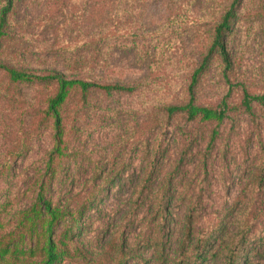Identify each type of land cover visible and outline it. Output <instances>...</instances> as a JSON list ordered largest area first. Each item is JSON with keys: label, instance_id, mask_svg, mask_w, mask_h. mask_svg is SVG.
I'll use <instances>...</instances> for the list:
<instances>
[{"label": "rangeland", "instance_id": "374dc122", "mask_svg": "<svg viewBox=\"0 0 264 264\" xmlns=\"http://www.w3.org/2000/svg\"><path fill=\"white\" fill-rule=\"evenodd\" d=\"M229 1L13 0L10 30L14 32L16 49L25 54L11 63L37 72L55 70L69 75L74 57L86 54V62H92L94 79L139 87L132 93L111 95L95 90L84 102L72 98L67 105L69 123L65 135L68 149L76 154L71 163L78 168L73 186L61 194L69 197L83 192L89 181L96 186L105 182L83 222L88 226L80 238L85 244L106 242L109 231L131 210V187L144 177L146 169L141 145L148 141L152 144L159 139L162 147H169L161 159L178 162L179 167L172 170L165 163L163 174L170 173L184 181V193L201 200L200 231L238 195L256 145H264V111L257 110L253 117L244 112L239 107V87L227 95L218 59L213 58L205 67L196 103L215 105L225 98L232 107L228 116L220 123L177 118L168 125H155L159 105L184 102L180 85L204 55L216 20ZM239 17L228 43L239 64L236 83H244L251 93H260L264 91V0H244ZM83 44L99 49L103 57L92 60V51ZM0 89H4L2 82ZM46 90L20 86L13 101L0 97V163L7 145H20L27 139L26 145H30L24 155L6 160L8 172L0 177V190H6L0 196L5 210H0V231L13 229V214L31 199L27 183L39 174L52 147L49 126L34 131L26 128L31 107ZM68 154L72 158L70 151ZM110 167L119 171L109 172ZM94 171L98 176L93 180ZM152 178L153 175L154 181ZM160 179L162 174L155 181ZM180 211L173 206L171 214ZM124 230L126 247L130 243L137 246L133 243L137 229ZM135 252L143 258L150 256L141 247ZM132 261L126 264H134ZM210 263V259L203 262Z\"/></svg>", "mask_w": 264, "mask_h": 264}, {"label": "trees", "instance_id": "16d2710c", "mask_svg": "<svg viewBox=\"0 0 264 264\" xmlns=\"http://www.w3.org/2000/svg\"><path fill=\"white\" fill-rule=\"evenodd\" d=\"M243 2L230 0L221 11L204 55L180 85L184 102L159 105L155 125H168L177 118L186 122L220 123L228 116L232 107L225 98L215 105L196 103L199 80L213 58L221 65L228 86L227 95L239 87V107L244 112L253 117L257 110L264 111V91L251 93L244 83H236L239 64L228 46ZM0 3V82L4 84L0 97L11 102L18 96L20 86L46 88L43 98L31 107L26 128L34 131L40 126H49L52 142L46 163L27 183L26 187L31 191L29 203L13 214L15 222L11 231H0V264H126L129 259L134 264H203L209 259L210 264H264V145L261 143L256 145L253 160L239 183L238 195L200 231L201 200L184 193L187 189L184 181L175 179L170 173L163 174L165 163L172 170L179 167L178 162L161 159L162 155L168 154L169 147H162L159 139L152 144L148 141L141 145L146 169L144 177L131 187L128 199L131 210L109 231L106 242L94 246L90 241L85 244L80 240L82 231L88 227L83 225L88 217L87 211L102 194L105 182L96 186L89 181V187L86 186L83 192L69 197L61 194L62 190L73 186V176L78 168L75 162L71 163L76 154L68 149L65 135L69 123L67 105L72 98L84 102L95 90L111 95L132 93L139 87L118 81L101 83L94 79L92 62H86L89 59L86 54L74 57L69 75L55 70L37 72L11 63L25 53L16 49L14 32L10 30L9 14L13 0H0ZM83 45L87 51H92V60L103 57L99 49ZM63 60L68 59L64 57ZM28 140L5 147L0 177L8 172L9 162L6 160L27 152ZM68 151L73 154L72 158H69ZM108 171L119 170L110 167ZM96 174L98 171H94L93 180L98 176ZM161 174L163 179L155 181ZM152 175L154 181H151ZM5 193V189L0 190V196ZM173 206L181 209L177 215L171 214ZM0 210L5 211L3 203H0ZM131 227L138 232L136 241H133L137 246L130 243L135 248L129 244L126 247L124 229ZM139 247L150 252V256L143 258L141 253L137 254L135 250Z\"/></svg>", "mask_w": 264, "mask_h": 264}]
</instances>
